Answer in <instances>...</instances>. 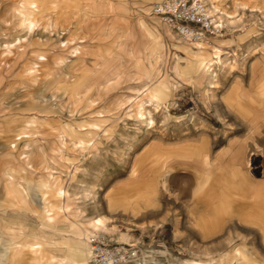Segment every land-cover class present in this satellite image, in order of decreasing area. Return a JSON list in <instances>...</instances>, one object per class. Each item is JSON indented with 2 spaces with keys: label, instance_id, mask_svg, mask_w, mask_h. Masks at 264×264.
Instances as JSON below:
<instances>
[{
  "label": "rangeland",
  "instance_id": "obj_1",
  "mask_svg": "<svg viewBox=\"0 0 264 264\" xmlns=\"http://www.w3.org/2000/svg\"><path fill=\"white\" fill-rule=\"evenodd\" d=\"M160 1L0 0V189L9 197L3 230L18 235L21 248L43 242V264H60L53 255L65 256V246L78 248L96 232L138 250L140 260L126 264H264L255 231L200 214L193 222L183 166L185 143L241 128L204 126L196 98L234 71H254L252 64L264 72V0H215L221 11L202 0L222 22L201 50L205 62L221 60L210 73L215 80L200 75L203 56L192 42L150 12ZM246 33L261 43L250 52L230 46ZM216 40L218 51L211 49ZM66 198L72 213L58 214ZM237 214L264 241V220ZM106 216L107 231L93 222Z\"/></svg>",
  "mask_w": 264,
  "mask_h": 264
},
{
  "label": "crops",
  "instance_id": "obj_2",
  "mask_svg": "<svg viewBox=\"0 0 264 264\" xmlns=\"http://www.w3.org/2000/svg\"><path fill=\"white\" fill-rule=\"evenodd\" d=\"M260 43L246 33L245 38L237 40L235 45L230 46L240 51L250 52L251 46ZM248 56L249 60L256 57L255 54H248ZM260 56L259 53L257 57L260 58ZM251 69L254 71L250 72L249 69L246 72L234 71L220 88L203 87L201 89L196 101L198 109L202 111L200 117L204 126L215 127L217 121H225L231 127L241 128L237 133L222 135V137L217 135L208 137L201 134L197 141L185 143L183 166L187 183L190 182L187 186L189 201L187 208L193 222L200 214L211 224L237 223L243 230L255 231L259 244L264 246L256 226L247 224L237 214L254 215V218L264 220V72L255 71V64H252ZM207 77L215 80L212 74ZM202 78L197 82H200ZM235 79H238V82ZM215 84L213 81L210 83L211 86ZM221 125L225 124L221 123ZM248 126L254 127L247 128ZM249 155L251 160L247 164ZM197 182L202 186L194 193ZM136 185L138 187L139 182H136ZM138 188L141 189V187ZM211 194L213 199L210 198ZM38 198L36 202H41L43 206V201ZM7 200L9 197L5 194L3 196L0 189V245H2L1 238H4L3 206L9 202ZM15 200L19 203L17 199ZM28 200L29 198H26V202ZM236 210L237 215H234ZM14 211L10 208L5 214L9 216ZM150 219L147 218L146 221ZM41 243L29 242L26 244H29L30 248H21L16 246L15 242H7L10 255L2 257L0 250V264L13 262V264H20L22 261L24 264H43L39 261L41 253L38 252ZM238 244L244 247L243 243ZM31 246L35 249L33 250ZM247 251L250 254L253 250ZM63 252L65 256L53 255V257L60 258L59 261L72 259L79 264L83 263V258L75 245L65 246Z\"/></svg>",
  "mask_w": 264,
  "mask_h": 264
},
{
  "label": "built area",
  "instance_id": "obj_3",
  "mask_svg": "<svg viewBox=\"0 0 264 264\" xmlns=\"http://www.w3.org/2000/svg\"><path fill=\"white\" fill-rule=\"evenodd\" d=\"M150 12L189 42H206L222 30V22L209 13L202 0H162L154 2ZM87 244L93 264H126L139 257L138 250L132 245L112 242L104 233L91 234Z\"/></svg>",
  "mask_w": 264,
  "mask_h": 264
},
{
  "label": "bare ground",
  "instance_id": "obj_4",
  "mask_svg": "<svg viewBox=\"0 0 264 264\" xmlns=\"http://www.w3.org/2000/svg\"><path fill=\"white\" fill-rule=\"evenodd\" d=\"M210 4H211V6H212V8L214 9V11H221L220 10V7L216 4V1L215 0H210ZM227 16H228V18L230 19V18H232V16L231 15H229L228 13H225ZM217 18H219L218 16H217ZM219 21H220V19H219ZM166 26L168 25L170 28H172L169 24H167L166 22H164V21H162ZM221 22V21H220ZM220 22H219V25H220ZM141 25V24H140ZM143 26V24L141 25V27ZM145 29V28H144ZM172 30H173V28H172ZM145 31L147 32V29H145ZM219 36V35H218ZM218 36H214V37H212V38H209L206 42H200V41H196V42H192V44L195 46V48H196V51H198L196 54H197V56H199L200 54L203 56L202 57V59H201V71H200V75H207L208 73L210 74V73H212L213 72V65H215V66H218V65H220L221 64V60H217V61H210L209 63H207V62H205L206 60H204V58H206L205 57V55L202 53V49L204 48V43H209V42H211V40H213V39H216ZM180 37V36H179ZM187 41V40H186ZM221 43L222 42H220V41H218V40H216V43H214V45H212V47H211V49H214V50H217L218 51V49H219V45H221ZM204 49H206V48H204ZM217 51H215L214 53L216 54V52ZM215 58H216V56H215ZM205 62V63H204ZM222 65V64H221ZM223 66V65H222ZM221 67V66H220ZM176 69H177V67H175ZM180 69V68H179ZM181 70V69H180ZM182 74V73H181ZM186 77V76H185ZM149 79V78H148ZM149 83V82H148ZM153 86V85H152ZM148 92H149V89L148 90H145L144 92H143V94H145V93H147L148 94ZM149 98H151L150 96H149ZM155 99H153V97H152V99H150V104L152 103V105L153 106H155L154 104L156 103V106H157V108H158V106L160 105L159 103L161 102V100H159V99H157L156 98V101H154ZM149 101V100H148ZM154 103V104H153ZM146 107V106H145ZM160 107V106H159ZM162 107V106H161ZM141 108V107H140ZM159 109V108H158ZM145 109L144 108H141L140 110H139V112H138V114L137 115H139V118H140V120L141 121H143V122H145L147 119H146V112H143ZM145 111H147V110H145ZM148 112V111H147ZM148 116V115H147ZM138 118V119H139ZM60 195H62V197H63V195H66V190L65 189H61L60 191ZM39 200H42V201H44V197L43 196H40V198H39ZM38 202V201H37ZM69 199H67L66 198V201L65 202H63L61 205H59V207H58V214H62V213H66L67 215H70V213H72V208H71V205H69ZM108 204H109V209H110V211H112V212H115L114 211V206L116 205V204H114L113 203V201L112 200H109L108 201ZM117 207V206H116ZM108 219H109V217H101V218H95L94 220H93V222H94V225L96 226V227H101L103 230H108ZM52 221V220H51ZM86 231H84L83 233H81L80 234V236H85L86 234ZM5 238V239H4ZM4 238H3V240H5V245H7V242H18V240H17V237L16 236H12V235H10V234H4ZM27 243H29V242H27ZM43 243V242H42ZM42 243H41V245L39 246V248H40V250L41 249H44L43 247V245H42ZM28 246H29V244H27ZM21 246V245H20ZM5 247H7V246H5ZM31 247H33V246H31ZM33 250L35 249V247H33L32 248ZM78 249H79V252H80V256L83 258L82 259V262L83 263H81V264H91L90 262H89V259H90V252H88V247H87V243L86 242H82L79 246H78ZM36 251H37V249H36ZM1 253H2V257H5V256H9L10 254V248L9 247H7V248H5V249H3V250H1ZM142 256H140V258H141ZM140 258L138 259V260H136L137 262L140 260ZM54 261V263H56L57 261H55V260H57V258H56V256H54L53 258H52ZM136 262V263H137ZM61 264H65V263H69V264H79L78 262H76V261H74V260H70V259H63L61 262H60ZM135 264V263H134Z\"/></svg>",
  "mask_w": 264,
  "mask_h": 264
}]
</instances>
